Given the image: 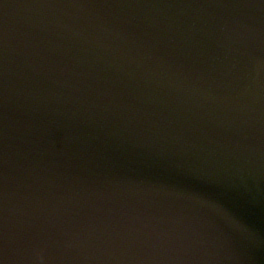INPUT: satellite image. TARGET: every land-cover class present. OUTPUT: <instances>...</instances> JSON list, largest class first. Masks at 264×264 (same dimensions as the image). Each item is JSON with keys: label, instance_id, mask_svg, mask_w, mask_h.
<instances>
[{"label": "water", "instance_id": "obj_1", "mask_svg": "<svg viewBox=\"0 0 264 264\" xmlns=\"http://www.w3.org/2000/svg\"><path fill=\"white\" fill-rule=\"evenodd\" d=\"M0 264H264V0H0Z\"/></svg>", "mask_w": 264, "mask_h": 264}]
</instances>
